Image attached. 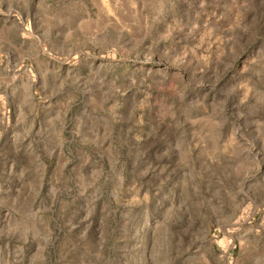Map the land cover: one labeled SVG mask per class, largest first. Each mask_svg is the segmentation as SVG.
Here are the masks:
<instances>
[{"label":"rangeland","instance_id":"374dc122","mask_svg":"<svg viewBox=\"0 0 264 264\" xmlns=\"http://www.w3.org/2000/svg\"><path fill=\"white\" fill-rule=\"evenodd\" d=\"M0 264H264V0H0Z\"/></svg>","mask_w":264,"mask_h":264}]
</instances>
